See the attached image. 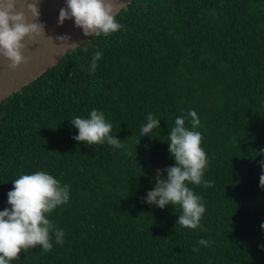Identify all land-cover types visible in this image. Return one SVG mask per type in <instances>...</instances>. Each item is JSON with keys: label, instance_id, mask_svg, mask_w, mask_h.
<instances>
[{"label": "trees", "instance_id": "16d2710c", "mask_svg": "<svg viewBox=\"0 0 264 264\" xmlns=\"http://www.w3.org/2000/svg\"><path fill=\"white\" fill-rule=\"evenodd\" d=\"M116 20L121 30L91 37L0 104V211L22 174L70 186L48 217L64 244L12 264H264V0H134ZM92 109L123 148L73 139L71 118ZM190 109L213 182L188 184L206 207L196 230L176 225L179 207L145 202L156 170L175 165L167 136ZM148 113L160 128L140 137Z\"/></svg>", "mask_w": 264, "mask_h": 264}, {"label": "clouds", "instance_id": "9594fccd", "mask_svg": "<svg viewBox=\"0 0 264 264\" xmlns=\"http://www.w3.org/2000/svg\"><path fill=\"white\" fill-rule=\"evenodd\" d=\"M39 0L26 3L31 14L29 22L25 10L17 9V0H0V56L7 60L8 67L17 69L28 62L24 55L29 44L37 37L45 35V25L39 22ZM117 11L112 0H66V7L59 11L58 26L65 20L74 19L75 27L82 29L85 36L108 37L121 30L122 25L116 20ZM61 41L69 39L59 37ZM27 41V43L25 42ZM88 52L87 48L83 49ZM101 51H95L90 61L89 70L95 72ZM186 120L191 129L186 127ZM70 124L78 130L74 140L88 146L107 143L114 150L124 147L122 141L112 135V124L106 121L103 112L92 109L88 117L74 116ZM200 119L194 109L186 115L176 117L168 137L169 154L175 160L174 166L157 169L155 187L147 192L145 202L164 209L166 205L180 209L176 225L185 229L196 230L201 227V219L206 212L202 197L197 195L188 184L209 188L213 182L204 179L208 168V158L201 147L202 134L196 129ZM160 128V119L148 113L146 122L140 127V137H152L154 129ZM139 143V142H138ZM264 169V163H262ZM166 172V178L163 173ZM151 182V181H150ZM260 187L264 189V174L260 176ZM10 207L0 211V264H12L20 260V253H27L39 246L44 253L52 251L53 238L56 244H64L65 232L48 217L55 209L66 205L70 200V186L61 184L53 175L45 171L22 174L13 180V189L7 193ZM264 229V224L260 226ZM198 245L208 247L210 241L199 239ZM264 248V245L261 246ZM199 247L192 252L198 253Z\"/></svg>", "mask_w": 264, "mask_h": 264}, {"label": "water", "instance_id": "95a60500", "mask_svg": "<svg viewBox=\"0 0 264 264\" xmlns=\"http://www.w3.org/2000/svg\"><path fill=\"white\" fill-rule=\"evenodd\" d=\"M133 1L112 0L117 15ZM27 2L30 0H17V9L23 8L31 22V14L26 9ZM65 7L66 0H39V22L45 25V35L37 37L35 42L25 49L27 63L12 70L8 67L9 62L0 56V104L57 66L69 52L76 50L91 38L85 36L82 29L75 27L74 19L65 20L62 26H58L59 11ZM61 36H67L69 39L61 41Z\"/></svg>", "mask_w": 264, "mask_h": 264}]
</instances>
